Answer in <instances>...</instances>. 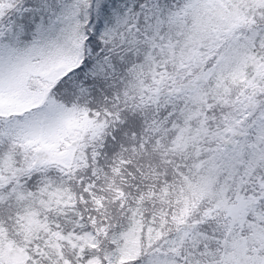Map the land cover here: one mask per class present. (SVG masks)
Here are the masks:
<instances>
[{
	"label": "snow or ice",
	"instance_id": "obj_1",
	"mask_svg": "<svg viewBox=\"0 0 264 264\" xmlns=\"http://www.w3.org/2000/svg\"><path fill=\"white\" fill-rule=\"evenodd\" d=\"M0 264H264V0H0Z\"/></svg>",
	"mask_w": 264,
	"mask_h": 264
}]
</instances>
